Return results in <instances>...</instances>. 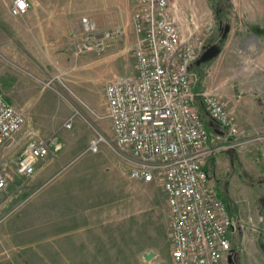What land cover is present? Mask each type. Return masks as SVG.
Masks as SVG:
<instances>
[{
  "label": "rangeland",
  "instance_id": "rangeland-1",
  "mask_svg": "<svg viewBox=\"0 0 264 264\" xmlns=\"http://www.w3.org/2000/svg\"><path fill=\"white\" fill-rule=\"evenodd\" d=\"M190 1L196 12L204 10L196 15L202 28L213 25L205 29L210 32L204 37V48L212 44L220 48L200 70L193 69L196 86L200 92L217 93L238 126L253 139L240 149L222 152L215 169V176L221 177L218 193L240 224L231 235L227 264H264V0ZM12 2L0 0V90L23 115L24 125L0 148V166L10 176L3 190L10 191L3 196L7 204L0 208V264H172L165 197L157 182L135 181L125 173L126 180L121 178L115 188L114 183L108 184L106 170L96 168L95 236L59 235L70 232L67 218L53 219L60 225H50L53 230L48 236L38 210L33 222L22 216L31 201L36 206L47 199L59 204L70 193H63L59 184L53 191L33 193L37 186L28 184L32 177L15 174L17 157L30 139L57 137L62 147L50 152L47 160L56 158L52 163L61 170L85 150L94 134L92 126L111 136L104 117V86L135 74L136 36L130 24L131 2V6L121 4V11L112 15L88 19V32L110 34L100 50L78 52L75 44L82 33L71 46L29 48L22 30L32 18L12 16ZM225 24L229 31L223 37ZM47 80H52V88L43 84ZM64 85L91 112L73 101ZM74 108L82 117L77 116L73 127L66 129L63 123ZM222 161L225 166L221 167ZM150 252L152 257L146 260L144 255Z\"/></svg>",
  "mask_w": 264,
  "mask_h": 264
},
{
  "label": "built area",
  "instance_id": "built-area-1",
  "mask_svg": "<svg viewBox=\"0 0 264 264\" xmlns=\"http://www.w3.org/2000/svg\"><path fill=\"white\" fill-rule=\"evenodd\" d=\"M131 2L135 74L105 84L104 117L111 136L92 126L94 134L82 154H96L106 147L130 179L160 184L172 264H227L231 235L240 224L210 183L206 166L220 153L240 149L253 139L238 126L217 93L195 90L198 77L193 65L205 49L204 37L210 32L205 29L213 25L202 28L192 12L178 16L171 0ZM28 8L27 0H13L9 13L20 17ZM83 34L75 44L78 52L100 50L110 36ZM43 84L53 87L52 80ZM63 89L91 112L67 86ZM202 111L212 121L211 128ZM77 116L82 114L74 108L63 127L71 129ZM23 125V115L0 90V148ZM61 147L57 137L30 139L15 161V174L31 178L39 161ZM9 180L0 166V193Z\"/></svg>",
  "mask_w": 264,
  "mask_h": 264
},
{
  "label": "crops",
  "instance_id": "crops-1",
  "mask_svg": "<svg viewBox=\"0 0 264 264\" xmlns=\"http://www.w3.org/2000/svg\"><path fill=\"white\" fill-rule=\"evenodd\" d=\"M27 1L29 2V8L26 14L29 18H32V20L29 25L23 28L22 32L25 38L28 39L26 41L28 43L27 46L29 48L38 49L62 48L66 45L71 46L73 38L75 39L78 34H83L87 31L86 26L88 25V19L100 15L109 16L115 11H121V4L123 6H131V0ZM172 2L175 5L177 15L180 17H184L190 12L196 15L204 13V10L201 8V12L193 10L190 0H173ZM90 22H92V20ZM195 90L200 92L199 87L196 85ZM198 102L200 103V99H198ZM202 117L208 127L211 128L212 121L205 111H202ZM221 154L222 153L218 155L219 157L217 156L211 159L206 166L210 183L216 190L218 184H221V177L215 176V174H217L215 169H217L220 163L219 159H221ZM55 159L56 158L53 160ZM53 160H47V158H45L39 161L35 173L28 184L37 186L33 193L53 191V187L59 184V186H62L63 193H70L69 199L59 204L56 203L57 200L47 199L46 201H40L37 206L31 201V206L29 203L23 208L24 212H22V216L25 220L33 222L34 218L37 216L36 210H38V216L48 226L44 230L48 236L52 233V224L60 225L59 221L52 220L66 218L69 219L70 232L69 234L60 233L59 235L95 236L93 231L96 208V203L94 201L95 169L99 168L101 170H106L107 175L105 178H107L108 184L114 183L115 188H118L121 178L126 180V175L121 164L115 156L103 146L96 154H82V152L77 154L75 158L71 159V163L65 164L61 170H56L55 165L52 163ZM222 166H225V161H222L221 167ZM228 167L229 165L227 164L226 168ZM211 169L214 170L213 176L210 174ZM8 190L0 193V208L2 204L4 206L7 204L3 196L8 195L10 192ZM54 198H56V196ZM228 210L231 214L229 208ZM61 223L65 224L63 221ZM55 234L57 235L56 232Z\"/></svg>",
  "mask_w": 264,
  "mask_h": 264
},
{
  "label": "water",
  "instance_id": "water-1",
  "mask_svg": "<svg viewBox=\"0 0 264 264\" xmlns=\"http://www.w3.org/2000/svg\"><path fill=\"white\" fill-rule=\"evenodd\" d=\"M228 31H229V26L225 24L223 28V37L226 36ZM219 53H220V48L216 44L209 45L203 50L199 58L196 60L195 65L207 63L208 61L215 58ZM151 257H152L151 252L148 255H144V258L146 260H149Z\"/></svg>",
  "mask_w": 264,
  "mask_h": 264
},
{
  "label": "trees",
  "instance_id": "trees-1",
  "mask_svg": "<svg viewBox=\"0 0 264 264\" xmlns=\"http://www.w3.org/2000/svg\"><path fill=\"white\" fill-rule=\"evenodd\" d=\"M202 66V64L200 65V66H196V65H193V69H195V70H200V67Z\"/></svg>",
  "mask_w": 264,
  "mask_h": 264
}]
</instances>
